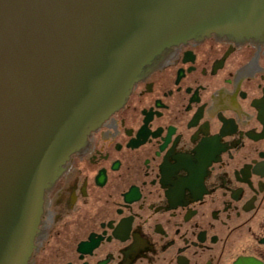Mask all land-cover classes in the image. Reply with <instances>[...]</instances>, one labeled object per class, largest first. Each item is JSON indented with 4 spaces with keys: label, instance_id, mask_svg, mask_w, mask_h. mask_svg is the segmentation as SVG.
<instances>
[{
    "label": "flooded vegetation",
    "instance_id": "obj_1",
    "mask_svg": "<svg viewBox=\"0 0 264 264\" xmlns=\"http://www.w3.org/2000/svg\"><path fill=\"white\" fill-rule=\"evenodd\" d=\"M28 264H264V43L156 60L46 190Z\"/></svg>",
    "mask_w": 264,
    "mask_h": 264
},
{
    "label": "water",
    "instance_id": "obj_2",
    "mask_svg": "<svg viewBox=\"0 0 264 264\" xmlns=\"http://www.w3.org/2000/svg\"><path fill=\"white\" fill-rule=\"evenodd\" d=\"M210 33L264 42V0H0V264H27L44 191L151 61Z\"/></svg>",
    "mask_w": 264,
    "mask_h": 264
}]
</instances>
